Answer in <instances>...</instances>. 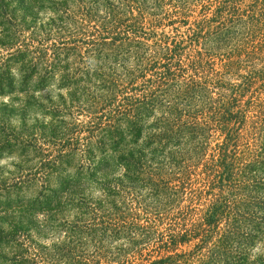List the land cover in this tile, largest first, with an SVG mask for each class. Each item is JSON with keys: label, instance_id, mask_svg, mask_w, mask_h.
<instances>
[{"label": "rangeland", "instance_id": "374dc122", "mask_svg": "<svg viewBox=\"0 0 264 264\" xmlns=\"http://www.w3.org/2000/svg\"><path fill=\"white\" fill-rule=\"evenodd\" d=\"M146 1L136 0L152 11V2ZM233 1L243 8L252 0ZM137 3L0 0V264H134L154 260L166 255L170 234L192 229L197 211L204 207L207 195L203 194L200 203L190 202L171 189L170 170L165 164L169 155L188 164L210 160L218 142L216 134L205 146L183 142L179 147H166L154 159L156 146L131 143V129L125 122L112 121L106 128L111 122L101 117L112 114L127 94L107 104L111 91L97 87H101V80L107 81L106 86L113 85L109 77L127 86L119 65H132L134 53L122 51L116 56L118 48L115 50L113 44L97 55L93 45L103 37L112 41L116 34L133 31L131 19L127 24L125 21L132 18ZM216 6L213 0V13ZM170 7L158 11L154 28L147 26L146 32L154 31L156 37H149L147 44L140 42L145 46L136 45L130 33L133 49L149 52L162 33L186 34L189 25H180ZM201 9L192 6L190 26L203 17ZM163 11L168 14L161 15ZM241 32L245 46H257L264 38V17L261 24ZM62 50L69 52V57L60 62L55 52ZM72 50H76L74 55ZM89 53L99 59L89 58ZM221 54L215 68H221ZM137 94L133 91L127 96ZM123 102L124 107L128 100ZM262 167L263 171L259 168L251 174L250 181L259 182L260 188L255 191L251 185L244 194L262 203L261 209L255 210L264 218V164ZM202 178L198 170V180ZM194 244L178 245L169 254L186 252L189 264H213L209 258H199ZM262 246L264 243H257L250 251H243L249 255V263L260 256Z\"/></svg>", "mask_w": 264, "mask_h": 264}, {"label": "trees", "instance_id": "16d2710c", "mask_svg": "<svg viewBox=\"0 0 264 264\" xmlns=\"http://www.w3.org/2000/svg\"><path fill=\"white\" fill-rule=\"evenodd\" d=\"M150 1L152 11L147 10L143 2L134 0L138 6L132 8V18L125 21L127 24L131 19L133 31L116 34L110 39L112 41L103 37L93 45L97 55L113 44H116L115 50L118 48L116 56L122 51L134 53L132 65H119L128 81L127 86L115 83L112 77L109 82L113 85L106 86L107 81L95 74L103 81L98 90L105 92L108 88L111 91L105 100L107 104L110 99L115 101L118 96L139 92L137 96H123V101L128 100L124 107L120 99L123 104L116 105L112 114H102L101 117L111 122L106 123V128L112 121L125 122L131 129V143L141 141L147 148L156 146L152 152L154 159L166 147H179L183 142L205 146L213 134L218 136V142L210 160L203 164L177 162L169 155L165 166L170 170L171 189L189 198L190 202L200 203L205 194V204L197 211L192 229L170 234L165 256L134 264H189L190 254L169 253L178 245L191 241H195L199 258H209L213 264L226 261L264 264V246L252 263L248 262L249 255L244 253L255 244L264 243V218L255 210L261 209L262 203L255 196L251 198L244 194L251 185L255 191L260 188L259 182H250L251 174L259 168L263 171L264 164L261 160L264 155V38L257 46L249 48L245 46L244 36L240 35L255 23L261 24L264 0H252L251 5L243 8L237 7L233 0H214L217 5L214 13L213 0L194 4L181 0ZM166 5L171 6L180 25H189L186 34L170 36L162 33L149 52L148 49L142 52L133 49L132 41L129 43L130 33L136 45L145 46L149 37H156L154 31L147 33L146 29L154 28L159 21L158 11L164 10ZM192 6L201 7L203 17L190 26ZM166 14L168 12L163 11L161 15ZM63 51L55 52L60 62L69 57V52ZM75 51L72 50L71 55ZM220 52H223L219 58L221 68H215ZM91 54L87 56L99 59ZM193 110L195 112L191 113ZM147 121L151 123L147 124ZM165 166L162 165V169ZM198 170L203 175L200 180ZM197 184L200 185L196 187Z\"/></svg>", "mask_w": 264, "mask_h": 264}]
</instances>
